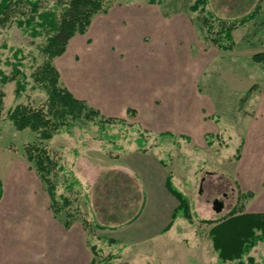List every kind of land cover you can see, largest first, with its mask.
<instances>
[{
    "label": "rangeland",
    "instance_id": "obj_1",
    "mask_svg": "<svg viewBox=\"0 0 264 264\" xmlns=\"http://www.w3.org/2000/svg\"><path fill=\"white\" fill-rule=\"evenodd\" d=\"M196 2L113 0L107 10L118 5L109 15L122 22L111 45L120 57L106 65V72L95 66L85 82L79 80L89 68L83 56L98 52L99 37L88 35L94 38L86 49L87 31L83 37L76 34L83 45L76 51L79 63L71 67L78 73L70 87L77 86L99 116L113 120L67 118L48 141L38 140L28 128L17 130L9 115L16 106L36 109L47 101V90L34 82V75L45 60L41 47L49 34L33 36L25 24L16 22L0 26V264H49L54 256L46 248L56 239L53 223L45 219L48 212L54 217L50 198L24 156L25 147L34 142H40L61 167L56 175H48L60 207L54 218L62 226L67 221L73 229L82 227L88 264H128L125 247L138 254L134 264H220L211 230L232 210L251 213L242 193L254 197L251 203L259 202L258 188L264 180V65L252 61L253 55L264 52V0H205L194 8ZM52 6V1L43 3L44 8ZM252 12L253 19L239 24ZM202 18H210L212 26H204ZM147 19L154 22L152 35L157 39H140L143 44L138 47L148 56H174L175 70H163L169 83L162 80L158 85V79L150 86L152 77L145 68L152 67L133 55L138 47L129 39L151 35L142 26ZM221 22L235 26L230 50L213 42ZM15 70V80L4 81ZM17 83L23 85L19 95ZM109 88L119 89L113 105L102 97ZM157 158L171 175L173 188L186 198L190 220L178 213L171 221L169 206L174 200L178 205L177 200L150 195L155 190H149L144 179L165 177L155 170ZM110 172L130 176L139 189L141 199L133 203L141 205V216L130 224L106 223L94 212L101 197L96 191ZM215 201L222 203L218 212ZM109 214L129 217L122 209ZM64 237L60 244H68ZM249 256L264 264V242H257Z\"/></svg>",
    "mask_w": 264,
    "mask_h": 264
},
{
    "label": "trees",
    "instance_id": "obj_2",
    "mask_svg": "<svg viewBox=\"0 0 264 264\" xmlns=\"http://www.w3.org/2000/svg\"><path fill=\"white\" fill-rule=\"evenodd\" d=\"M48 1H52L53 6L44 8L43 3ZM111 2L113 0H0L1 27L16 22L20 26L25 24L26 30L33 36H39L44 31L49 34L45 44L41 47V53L45 60L34 75V82L42 84L46 88L47 101L42 108L36 109L29 106H16L11 111L9 120L17 130L28 128L31 132L36 133L38 140L48 141L66 125L67 118L90 120L99 117L103 122L113 120L103 119L83 100L75 98L67 89L60 87L58 71L52 64L55 57L65 52L70 39L76 34H84L93 17L98 13H105ZM197 3L204 5L205 0H197L194 8ZM254 14L255 12H252L242 18L239 24L253 19ZM202 23L206 27L212 26L210 18H202ZM234 27L233 23L221 22L217 38L213 39V42L218 44L221 49L230 50L233 46L232 31ZM252 61L264 65V52L253 55ZM12 74V77L4 78V81L15 80L19 72L15 70ZM22 89L23 85L17 83L15 90L17 95ZM163 136L169 137L170 134L165 133ZM24 156L26 161L33 165L39 180L45 185V191L51 202V212L56 218V215L60 213V207L56 200L55 184L51 183L48 175H56V171H60L61 167L40 142L26 146ZM112 173L110 172L104 177L102 187L99 189L101 192L96 191L101 194V197L94 206V212L97 216H101L103 222L130 224L136 220L141 211V205L138 209L137 203L135 205L133 203L138 199L136 192L139 189L130 176L121 173L113 175ZM166 188L178 202L171 215V221L177 218L178 213L184 219L190 220V210L186 198L173 188L169 174L166 179ZM243 196L248 199L251 194L247 193ZM61 199L65 206L67 201L65 198ZM140 199L139 192L138 200L140 201ZM120 209L129 213L127 219L110 217L118 216L109 213ZM229 216L211 230L212 248L217 253L218 262L220 264H258L253 257H246V255L257 242H264V213L236 214V211L232 210ZM63 227L69 229L70 222L66 221Z\"/></svg>",
    "mask_w": 264,
    "mask_h": 264
},
{
    "label": "crops",
    "instance_id": "obj_3",
    "mask_svg": "<svg viewBox=\"0 0 264 264\" xmlns=\"http://www.w3.org/2000/svg\"><path fill=\"white\" fill-rule=\"evenodd\" d=\"M116 5L112 6V8L107 10L105 13H98L97 15H95L93 17L90 28H88L86 35H84V37H88V35L93 33L94 37L95 36L99 37L98 46L100 47V49L98 50L97 53L96 51L90 50L89 52L84 54L83 61L85 62L86 65H88L89 68H87V70L83 73L82 79H79L82 82H85L87 78L91 76V74L93 73V68L95 66L98 65L99 67L103 68L104 71L106 72L107 70L106 65L109 64L110 62H114L113 60H117V57H120V52L115 49L116 46L111 45V41L112 39H114L113 37H116L117 32L122 22V19L119 18L117 15H112V16L109 15ZM149 6H152V5H149ZM161 19L164 23L171 24V22L162 15H161ZM142 26H144V28L146 29V32L151 35L139 36L138 39L130 38L129 41L132 40L133 44L136 45V48L139 45L143 44L140 41V39L143 40L145 37H148L151 39L152 38L157 39L155 38L154 35H152L154 31V22L152 20L147 19L146 22L142 24ZM77 37L78 35H75L74 37L70 39V41L68 42L66 46V50L64 54L54 59V65L60 75V81L62 82V86H64L75 98L79 100H86V98L80 95L79 91H77V86H73V88L70 87L71 80L75 79L74 72L78 73L77 71L71 70V67L75 66L76 63L77 64L79 63V56L78 54H76V51L78 50V47L83 45L82 41L78 39ZM81 37H83V35H81ZM94 37L92 36L88 37L90 42H89V45L86 46V49L91 47V44L93 43L91 41L93 40L90 38H94ZM117 45L119 49H122L121 42H119ZM133 55H135L138 60L145 61L152 67L151 69L145 68L147 72L150 71L149 74L152 77L151 84L148 83L150 86L155 85L154 80H158V79H159L158 85H160V82L162 80L163 82L164 81L168 83L171 82L170 78L165 76L163 70L169 71L171 68L175 70L176 63L172 62L171 60L172 58H174L173 55H171L170 53L158 52L155 55L148 56L142 51V49H139V47H138V50H136ZM118 90L119 89L117 88H109L108 90H105L104 93H102V97L105 99L111 100L112 102L111 105H113L114 102L118 101V98L120 96ZM134 93L136 95L137 93H140V92L138 91ZM177 93H178V96L180 97L179 92ZM139 96L140 95L138 94L137 97ZM139 99L141 98L139 97ZM156 161H157L156 163L157 169L155 170H157V172L162 171L163 174L165 173V177L163 176L164 177L163 179L162 176L160 177L158 175V177H154V178L152 176L149 177L148 179L143 178L149 190L150 188L155 190L152 193H150V195L156 198L159 196L165 200L175 199L168 192L166 188V178L169 172L166 170L167 168L163 164L160 158H157ZM263 183H264V180L262 181L261 185L258 188V192L260 194V198H258V200H260L259 202L251 203V201H253V198H254L252 196L246 199L245 208L249 207V210H252L251 211L252 214L253 213H264V184ZM246 190H249V189H246ZM176 207H177V203L174 200V205L169 206L170 216H171L172 211ZM139 216H141V214ZM45 219L50 221L49 224L53 223L54 228H51V231L55 234V237H56V239L52 241L48 247H46L49 250V252L54 255L52 257H49V260H50L49 264H88L89 263L88 261L90 260H89V255L87 254L88 252L86 250V247L84 246V243H83L84 242L83 241L84 232H83L82 227L79 225V226H76L77 228L75 227L74 229H73L74 226H71L69 229H65L58 220L52 217L50 212H48L47 216H45ZM154 234H151L150 236L152 237L150 238H155ZM64 235L69 238L68 244H65V245L59 243L60 240L61 241L65 240ZM60 237L62 239H60ZM145 241H149V238H147V240L140 239V240L134 241V243H142ZM132 243L133 241H131V244ZM123 251H124V254L126 253V259H127L125 263L134 264L133 263L134 257L137 258L138 254H135L136 252L131 251V249L127 247H125ZM129 253L134 254V255L131 256L129 255ZM146 258L148 259L149 257H146Z\"/></svg>",
    "mask_w": 264,
    "mask_h": 264
},
{
    "label": "water",
    "instance_id": "obj_4",
    "mask_svg": "<svg viewBox=\"0 0 264 264\" xmlns=\"http://www.w3.org/2000/svg\"><path fill=\"white\" fill-rule=\"evenodd\" d=\"M214 209L218 212L222 209V203L215 201L214 202Z\"/></svg>",
    "mask_w": 264,
    "mask_h": 264
}]
</instances>
